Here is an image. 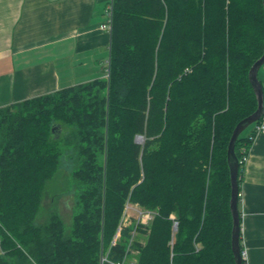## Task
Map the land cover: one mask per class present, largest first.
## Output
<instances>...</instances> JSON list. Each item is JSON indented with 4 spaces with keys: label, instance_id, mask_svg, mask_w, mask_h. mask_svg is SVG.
<instances>
[{
    "label": "trees",
    "instance_id": "obj_1",
    "mask_svg": "<svg viewBox=\"0 0 264 264\" xmlns=\"http://www.w3.org/2000/svg\"><path fill=\"white\" fill-rule=\"evenodd\" d=\"M109 34L103 76L0 107V264H235L226 149L257 107L262 0H112ZM65 165L71 222L37 223Z\"/></svg>",
    "mask_w": 264,
    "mask_h": 264
},
{
    "label": "crops",
    "instance_id": "obj_2",
    "mask_svg": "<svg viewBox=\"0 0 264 264\" xmlns=\"http://www.w3.org/2000/svg\"><path fill=\"white\" fill-rule=\"evenodd\" d=\"M109 0H0V107L103 76ZM246 264H264V134L254 138L239 184Z\"/></svg>",
    "mask_w": 264,
    "mask_h": 264
},
{
    "label": "water",
    "instance_id": "obj_3",
    "mask_svg": "<svg viewBox=\"0 0 264 264\" xmlns=\"http://www.w3.org/2000/svg\"><path fill=\"white\" fill-rule=\"evenodd\" d=\"M264 6V0H262ZM264 64V49L261 56L251 65L248 78L253 88L254 94L256 96L257 107L256 109L243 119H241L233 128L230 135L227 149H226V160L229 169V179H230V200L229 208L232 218L231 227V249L234 256L235 264H243L240 255V213L238 208V196H239V183H238V168L239 162L235 153V143L239 134L244 131L250 124L258 121L264 112V91L262 84L258 79V71ZM53 130V127H52ZM140 137V136H139ZM140 139V138H138ZM137 141V138H136ZM177 224H174V229H176Z\"/></svg>",
    "mask_w": 264,
    "mask_h": 264
},
{
    "label": "rangeland",
    "instance_id": "obj_4",
    "mask_svg": "<svg viewBox=\"0 0 264 264\" xmlns=\"http://www.w3.org/2000/svg\"><path fill=\"white\" fill-rule=\"evenodd\" d=\"M259 78L262 81L264 80V72L262 69L259 70ZM139 136L140 135L135 137V141L137 138V143H141L143 141V137ZM69 167L68 169L66 168V165L65 167H62L60 173H58V175L49 182L51 185L46 188L44 196L41 200L40 210L36 216L35 221L37 223H43L47 220L50 212L56 210L60 214L63 221L67 225L70 224L71 214L74 208V195L71 190L68 191L71 184L68 176V171L70 170ZM152 214V212L144 210L135 204L127 203L124 210L123 224L128 225L136 221L148 224L152 218ZM127 261H130L129 264H132L133 262L129 259Z\"/></svg>",
    "mask_w": 264,
    "mask_h": 264
},
{
    "label": "built area",
    "instance_id": "obj_5",
    "mask_svg": "<svg viewBox=\"0 0 264 264\" xmlns=\"http://www.w3.org/2000/svg\"><path fill=\"white\" fill-rule=\"evenodd\" d=\"M111 25H112V0H109L106 4L105 7V21L100 25V28L110 32L111 30ZM262 69L264 71V64L262 65ZM264 134V112L262 116L260 117V120L257 124H255L254 129H253V139L257 137L258 135ZM247 156L248 155H243L240 160H238L239 163L245 164L247 161ZM176 224V223H175ZM240 255L242 258V261L245 262L246 264V259H247V252L244 247H241L240 249Z\"/></svg>",
    "mask_w": 264,
    "mask_h": 264
},
{
    "label": "bare ground",
    "instance_id": "obj_6",
    "mask_svg": "<svg viewBox=\"0 0 264 264\" xmlns=\"http://www.w3.org/2000/svg\"><path fill=\"white\" fill-rule=\"evenodd\" d=\"M257 124V123H256ZM242 168V167H241ZM241 177V176H240ZM136 207V206H135ZM144 213V212H143Z\"/></svg>",
    "mask_w": 264,
    "mask_h": 264
}]
</instances>
